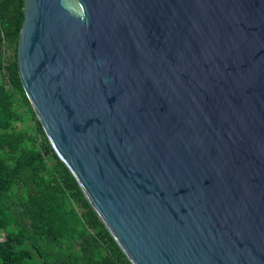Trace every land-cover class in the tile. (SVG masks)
Here are the masks:
<instances>
[{"label": "water", "instance_id": "obj_1", "mask_svg": "<svg viewBox=\"0 0 264 264\" xmlns=\"http://www.w3.org/2000/svg\"><path fill=\"white\" fill-rule=\"evenodd\" d=\"M16 63L131 264H264V0H24Z\"/></svg>", "mask_w": 264, "mask_h": 264}, {"label": "trees", "instance_id": "obj_2", "mask_svg": "<svg viewBox=\"0 0 264 264\" xmlns=\"http://www.w3.org/2000/svg\"><path fill=\"white\" fill-rule=\"evenodd\" d=\"M23 17L24 0H0V264H131L24 93L16 63Z\"/></svg>", "mask_w": 264, "mask_h": 264}, {"label": "rangeland", "instance_id": "obj_3", "mask_svg": "<svg viewBox=\"0 0 264 264\" xmlns=\"http://www.w3.org/2000/svg\"><path fill=\"white\" fill-rule=\"evenodd\" d=\"M12 54H13V49H10V50H9V53H8V56H10V57H11V56H12Z\"/></svg>", "mask_w": 264, "mask_h": 264}]
</instances>
